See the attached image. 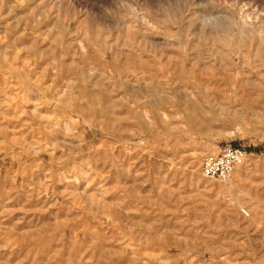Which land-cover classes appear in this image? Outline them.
I'll list each match as a JSON object with an SVG mask.
<instances>
[{
	"label": "rangeland",
	"instance_id": "rangeland-1",
	"mask_svg": "<svg viewBox=\"0 0 264 264\" xmlns=\"http://www.w3.org/2000/svg\"><path fill=\"white\" fill-rule=\"evenodd\" d=\"M0 264H264V0H0Z\"/></svg>",
	"mask_w": 264,
	"mask_h": 264
},
{
	"label": "built area",
	"instance_id": "built-area-1",
	"mask_svg": "<svg viewBox=\"0 0 264 264\" xmlns=\"http://www.w3.org/2000/svg\"><path fill=\"white\" fill-rule=\"evenodd\" d=\"M245 152L238 146L224 145L216 153L205 154L200 159L199 172L202 178L225 182L233 170L239 167Z\"/></svg>",
	"mask_w": 264,
	"mask_h": 264
},
{
	"label": "bare ground",
	"instance_id": "bare-ground-1",
	"mask_svg": "<svg viewBox=\"0 0 264 264\" xmlns=\"http://www.w3.org/2000/svg\"><path fill=\"white\" fill-rule=\"evenodd\" d=\"M242 164H243V163H242ZM238 168H240V166L237 167V168H235V169L233 170V172H234V173L238 172ZM233 172H232V174H234ZM230 176H231V175H230ZM228 180H229V179H228ZM234 212H235L236 215H238L239 217H248V215L250 214L248 210H246L245 208H241V207H239V205H236V206L234 207Z\"/></svg>",
	"mask_w": 264,
	"mask_h": 264
}]
</instances>
